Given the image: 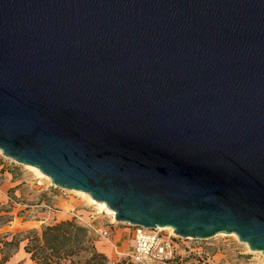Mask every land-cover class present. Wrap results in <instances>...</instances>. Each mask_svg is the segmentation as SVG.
Segmentation results:
<instances>
[{
  "label": "water",
  "instance_id": "obj_1",
  "mask_svg": "<svg viewBox=\"0 0 264 264\" xmlns=\"http://www.w3.org/2000/svg\"><path fill=\"white\" fill-rule=\"evenodd\" d=\"M0 152L264 256V0H0Z\"/></svg>",
  "mask_w": 264,
  "mask_h": 264
},
{
  "label": "rangeland",
  "instance_id": "obj_2",
  "mask_svg": "<svg viewBox=\"0 0 264 264\" xmlns=\"http://www.w3.org/2000/svg\"><path fill=\"white\" fill-rule=\"evenodd\" d=\"M4 216L11 217V221L5 224ZM67 220L90 230L96 251L104 256L98 260L104 264H131L128 256L132 243L131 225L115 221L87 196L54 186L49 178L40 176L29 166L19 164L0 152V247L7 237L3 235L6 231H13L11 233L19 234L18 238H21L30 230L40 233L47 225ZM96 229L107 230L109 240L99 239L94 232ZM162 232L169 231L162 229ZM22 242L25 244V241ZM175 243V259L153 264H196L198 260H203L205 264L264 263L260 252L251 251L232 233H218L202 240L177 236ZM12 250V246H7L3 252L10 253ZM73 260L74 264H84L76 257Z\"/></svg>",
  "mask_w": 264,
  "mask_h": 264
},
{
  "label": "trees",
  "instance_id": "obj_3",
  "mask_svg": "<svg viewBox=\"0 0 264 264\" xmlns=\"http://www.w3.org/2000/svg\"><path fill=\"white\" fill-rule=\"evenodd\" d=\"M3 218L5 224L11 221L9 216ZM18 236L19 234H14L10 240H2L0 264L8 261L22 241H25L24 251L30 255L31 261L35 264H74V257L84 264H104L98 260L104 256L96 251L89 230L73 220L47 225L40 233L30 230L25 236L21 238ZM7 246L13 247L12 252H3Z\"/></svg>",
  "mask_w": 264,
  "mask_h": 264
},
{
  "label": "built area",
  "instance_id": "obj_4",
  "mask_svg": "<svg viewBox=\"0 0 264 264\" xmlns=\"http://www.w3.org/2000/svg\"><path fill=\"white\" fill-rule=\"evenodd\" d=\"M132 228V243L128 254L131 264L165 263L175 259L177 236L171 232H162L161 228L146 229L141 226H132ZM94 232L99 239L107 241L110 238L107 230L96 229ZM201 261H196V264H205L203 260Z\"/></svg>",
  "mask_w": 264,
  "mask_h": 264
},
{
  "label": "crops",
  "instance_id": "obj_5",
  "mask_svg": "<svg viewBox=\"0 0 264 264\" xmlns=\"http://www.w3.org/2000/svg\"><path fill=\"white\" fill-rule=\"evenodd\" d=\"M11 232H7V231L4 232L3 235L7 236L5 240L6 239L8 240L9 238L12 237V235H14ZM23 247H24V242H20L17 249L12 253V255L9 257L8 261H6L5 264H35L33 261H31L30 255L24 251Z\"/></svg>",
  "mask_w": 264,
  "mask_h": 264
},
{
  "label": "bare ground",
  "instance_id": "obj_6",
  "mask_svg": "<svg viewBox=\"0 0 264 264\" xmlns=\"http://www.w3.org/2000/svg\"><path fill=\"white\" fill-rule=\"evenodd\" d=\"M29 167L32 168L34 171H36L37 174H39L40 176H45V175H43V174H42L37 168H35V167H33V166H29ZM45 178H48V177L45 176ZM76 192H79V193H81V194L87 196V198H88L91 202L96 203V204L99 205L100 207L104 208L108 214H110L112 217H114V213H113V211L110 210V209H108V208L106 207V205H105L103 202H95L94 200H92V199H91L87 194H85L84 192H80V191H76ZM161 229H165V230H168L169 232L173 233L172 228H170V227H163V228L161 227ZM263 264H264V263H263Z\"/></svg>",
  "mask_w": 264,
  "mask_h": 264
}]
</instances>
